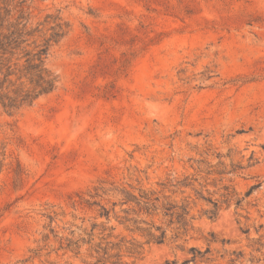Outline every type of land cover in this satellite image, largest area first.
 I'll return each mask as SVG.
<instances>
[{
  "label": "rangeland",
  "instance_id": "obj_1",
  "mask_svg": "<svg viewBox=\"0 0 264 264\" xmlns=\"http://www.w3.org/2000/svg\"><path fill=\"white\" fill-rule=\"evenodd\" d=\"M50 10L72 25L48 57L59 87L31 107L0 115L7 152L0 264H94L87 244L80 242L76 253L66 238L77 240L91 225L98 207L78 201L102 181L112 189L154 190L179 204L188 197L186 227L163 212L135 216L166 230L163 243L147 242L112 217L115 234L143 246L124 264L181 263L192 247L209 246L211 260L196 264H264V0L33 4L34 14ZM199 160L204 170L213 165L229 173L205 181ZM185 174L208 182L203 193L214 199L223 200L221 187L230 184L242 206L222 202L210 217L205 211L213 204L195 191L172 193L161 185ZM105 198L110 205L121 195Z\"/></svg>",
  "mask_w": 264,
  "mask_h": 264
},
{
  "label": "trees",
  "instance_id": "obj_2",
  "mask_svg": "<svg viewBox=\"0 0 264 264\" xmlns=\"http://www.w3.org/2000/svg\"><path fill=\"white\" fill-rule=\"evenodd\" d=\"M36 0H0V115L4 112L15 114L21 110L33 106L40 98L55 92L60 83V76L50 67L48 57L52 49L59 45L72 29L71 23L58 11H47L42 14H34L33 4ZM7 152L5 146H0V173L5 166ZM204 160L198 161V170L205 173L208 180L210 175H225L224 170L213 169V165H208L204 170L200 165ZM223 164V162H221ZM235 170H231L233 173ZM17 181H21L24 175L21 163L18 162L15 169ZM221 181L223 178L220 179ZM199 183L201 189L196 187ZM106 181L95 185L87 195H81L79 204L93 209L98 207L97 214L93 217L91 225L82 229L81 237L77 240L66 238L70 244H77L76 253H80V242L88 245V251L94 264H124L123 258L126 254L132 256L141 253L143 247L135 238L129 239L126 235L115 234V225H109L112 217L118 220L126 230L148 237L147 242L163 243L166 239V230L156 226L153 221L138 219L135 216L146 215L155 217L159 212L171 217V223L176 217L182 226L189 224L188 215L190 207L188 197L183 199V203L171 199L170 195L160 196L157 191L143 190L137 193L134 190L124 188H108ZM164 188H168L172 193H185L190 188L195 191L196 199H203L213 204L212 209L205 211L210 217L219 214L221 203H231L235 201L237 207L242 206L243 197L238 196V192L230 184H224L221 188L223 200L214 199L205 195L203 190L208 182L202 184L196 174H185L182 178L170 177L166 182H162ZM213 185H217L215 182ZM252 186L246 197L250 196L254 188ZM208 190V189H207ZM118 191L121 198L104 203L110 193ZM216 193V192H215ZM99 198V199H98ZM121 210L117 211L116 207ZM51 220L53 215L49 214ZM98 219H103L98 221ZM144 222L148 226H141ZM161 230L158 234L153 228ZM48 239V237L46 238ZM64 239V237H62ZM191 257L184 259L181 263L177 259H167L163 264H190L197 263L199 259L209 261L210 257L205 255L211 253L209 246L205 251L197 247L190 249Z\"/></svg>",
  "mask_w": 264,
  "mask_h": 264
}]
</instances>
